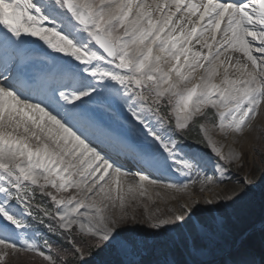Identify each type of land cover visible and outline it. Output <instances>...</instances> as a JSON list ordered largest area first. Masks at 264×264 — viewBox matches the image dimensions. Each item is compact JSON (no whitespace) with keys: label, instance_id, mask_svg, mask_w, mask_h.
<instances>
[{"label":"snow or ice","instance_id":"snow-or-ice-1","mask_svg":"<svg viewBox=\"0 0 264 264\" xmlns=\"http://www.w3.org/2000/svg\"><path fill=\"white\" fill-rule=\"evenodd\" d=\"M229 52L239 56L221 59ZM262 105L264 0H0V264L22 253L93 264L106 249H134L122 234L137 225L183 234L188 258L157 264H256L204 259L228 223L193 218L264 181V168L233 178L245 157L231 146ZM192 128L207 154L185 143ZM146 184L234 186L203 198L204 209L190 196L157 214L144 204Z\"/></svg>","mask_w":264,"mask_h":264},{"label":"rangeland","instance_id":"rangeland-1","mask_svg":"<svg viewBox=\"0 0 264 264\" xmlns=\"http://www.w3.org/2000/svg\"><path fill=\"white\" fill-rule=\"evenodd\" d=\"M224 57H227V53ZM259 116L260 115H258L256 119H258ZM254 130V138L250 140L247 139L249 143L247 141L246 144L244 140L239 139L235 146L233 145V147L239 150H242L243 145H249L246 149L242 150L245 157L243 161L244 167L240 168L238 164L232 165V176L234 179L246 174L259 177V170L264 168V164L261 163L264 161V139L261 138L264 136V122H261L260 127H255ZM222 140L224 141V139ZM225 145H228V142L225 143ZM198 150L201 154L208 153V151ZM225 150H227V148ZM232 186L234 185H213L211 187H206L203 192L199 191L198 186V189H189L187 191H189L191 195L202 198L200 200V208L204 209L203 198L216 197L218 194L223 195L228 188ZM262 193H264V181L258 180L257 187L244 201L228 208L221 205L219 208L210 207V210L198 212L197 216L193 218L194 225L199 226L201 223L211 222L214 218L223 215L227 220L229 228L228 234L221 241V248H214L204 259L221 262L231 259L230 257H232V255L240 251L243 241L247 242L252 236L251 232L254 234L261 232L260 225L261 221L264 220ZM155 194L159 198L158 200H153L154 197L148 192L144 198V204H147L149 212L167 214L169 209L176 210L179 208L180 204L167 205L160 191H155ZM148 196L151 197L150 200L147 198ZM257 211L260 212L257 213ZM137 215L141 218L143 217V206L137 209ZM253 215H255L254 219ZM256 219L260 222L253 224ZM246 228L248 229L245 230ZM184 231L186 233L187 228ZM122 235L134 239L137 242L136 247L127 253L121 251L119 248L106 249L99 256L94 258L93 264H157L158 261L165 258H175L180 262L188 258L185 249L180 243L183 238V234L180 232H162L157 236L145 225H137L135 231H126ZM241 237L245 238L241 240ZM13 264H42V261L36 258L32 253H22L14 259Z\"/></svg>","mask_w":264,"mask_h":264},{"label":"bare ground","instance_id":"bare-ground-1","mask_svg":"<svg viewBox=\"0 0 264 264\" xmlns=\"http://www.w3.org/2000/svg\"><path fill=\"white\" fill-rule=\"evenodd\" d=\"M195 48H196V50H202V51H205V52L207 51L206 49H201V46L199 44L195 45ZM228 55H234V56H237V57L239 56L238 53L233 54L231 52L227 53V56ZM221 59H226V58L223 56V57H221ZM241 59H243V58L241 57ZM220 71L223 72V69H220ZM202 72H203L202 69H198L197 70V72L195 74L197 80L199 79V75ZM231 74H234V73H232V71L230 70V75ZM216 82L217 83L219 82V77L216 78ZM259 115H260L259 118L258 119L255 118L254 121H253L254 129H255V127L259 128L260 127V123L261 122H264V105H262V107L260 109ZM254 136H255V130H253L250 133H247L246 135H244L243 137H241L240 140H244L246 142V144H247V141H248L247 139L250 140L251 138H254ZM215 139H217L218 141H220L223 144H225L227 142H228V145L231 144V140L230 139L225 142V140L224 141L222 140L223 137L220 136V135H218V134L215 135ZM248 143H249V141H248ZM231 146H233V145H231ZM248 146L249 145H243L242 150L246 149ZM133 166H134L133 164H130L129 165V168H133ZM128 179L131 180L132 178L129 177ZM145 187L147 188V192L150 193L154 197L153 200H158L159 199L156 196L155 191H160L161 194L163 195V197L165 198L164 201L169 206L174 205V204H178L179 205V204L187 203V202H189V197L190 196L192 198H195V199H198L199 198V196L191 195V193L189 191H186V192H177V191L172 190V189H165L163 187L152 186V185H148V184H146ZM201 199L202 198H199V200H201Z\"/></svg>","mask_w":264,"mask_h":264},{"label":"trees","instance_id":"trees-1","mask_svg":"<svg viewBox=\"0 0 264 264\" xmlns=\"http://www.w3.org/2000/svg\"><path fill=\"white\" fill-rule=\"evenodd\" d=\"M264 205V203H263ZM260 211H257V213H259ZM255 218V215H253V219ZM256 219L253 224L258 223L259 220ZM248 228H246L245 230H247ZM243 233V232H242ZM246 255L248 258L251 257V259H254L256 257H259V259L262 261V257H264V237H262L261 232H258L253 234L247 242H245L242 246V248L240 249L239 253H237L235 256L237 257H241Z\"/></svg>","mask_w":264,"mask_h":264}]
</instances>
